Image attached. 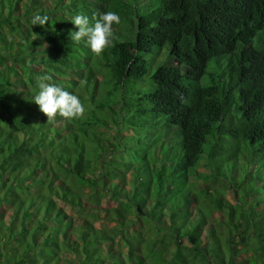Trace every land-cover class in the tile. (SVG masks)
Segmentation results:
<instances>
[{
  "label": "trees",
  "instance_id": "16d2710c",
  "mask_svg": "<svg viewBox=\"0 0 264 264\" xmlns=\"http://www.w3.org/2000/svg\"><path fill=\"white\" fill-rule=\"evenodd\" d=\"M0 264H264V0H0Z\"/></svg>",
  "mask_w": 264,
  "mask_h": 264
},
{
  "label": "clouds",
  "instance_id": "9594fccd",
  "mask_svg": "<svg viewBox=\"0 0 264 264\" xmlns=\"http://www.w3.org/2000/svg\"><path fill=\"white\" fill-rule=\"evenodd\" d=\"M48 20L47 15L36 13L31 18V23L32 25L43 26ZM70 21L78 27V30L71 32V39L80 41L81 38H86L90 49L94 53L100 54L110 45L112 25L120 22V16L117 12L106 11L101 13L98 18L94 15L93 23H90L89 17L83 14L73 16ZM49 79L50 77L45 75L37 80L39 90L33 101L38 105L39 110L46 114L48 118L56 114L65 118L81 116L85 108L80 98L59 85L45 82Z\"/></svg>",
  "mask_w": 264,
  "mask_h": 264
},
{
  "label": "rangeland",
  "instance_id": "374dc122",
  "mask_svg": "<svg viewBox=\"0 0 264 264\" xmlns=\"http://www.w3.org/2000/svg\"><path fill=\"white\" fill-rule=\"evenodd\" d=\"M142 232H144L145 234H147V235H152L153 236V231H155V229L151 232L150 230L149 231H147L146 230V227H142V228H139ZM156 232V231H155ZM154 232V233H155ZM135 242H137V240H135Z\"/></svg>",
  "mask_w": 264,
  "mask_h": 264
}]
</instances>
